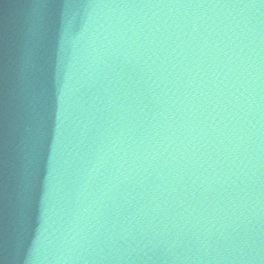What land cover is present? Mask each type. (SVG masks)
<instances>
[{
    "label": "water",
    "instance_id": "obj_1",
    "mask_svg": "<svg viewBox=\"0 0 264 264\" xmlns=\"http://www.w3.org/2000/svg\"><path fill=\"white\" fill-rule=\"evenodd\" d=\"M0 264H264V2L0 0Z\"/></svg>",
    "mask_w": 264,
    "mask_h": 264
},
{
    "label": "snow or ice",
    "instance_id": "obj_2",
    "mask_svg": "<svg viewBox=\"0 0 264 264\" xmlns=\"http://www.w3.org/2000/svg\"><path fill=\"white\" fill-rule=\"evenodd\" d=\"M262 2H264V0H262Z\"/></svg>",
    "mask_w": 264,
    "mask_h": 264
}]
</instances>
